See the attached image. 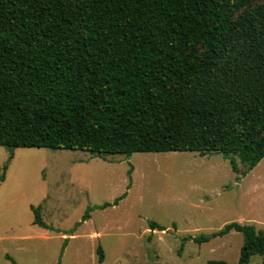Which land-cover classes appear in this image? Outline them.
Segmentation results:
<instances>
[{
	"label": "trees",
	"instance_id": "16d2710c",
	"mask_svg": "<svg viewBox=\"0 0 264 264\" xmlns=\"http://www.w3.org/2000/svg\"><path fill=\"white\" fill-rule=\"evenodd\" d=\"M0 147L219 154L251 171L264 158V0H0ZM231 231L237 264L264 262L251 225L190 240Z\"/></svg>",
	"mask_w": 264,
	"mask_h": 264
},
{
	"label": "rangeland",
	"instance_id": "374dc122",
	"mask_svg": "<svg viewBox=\"0 0 264 264\" xmlns=\"http://www.w3.org/2000/svg\"><path fill=\"white\" fill-rule=\"evenodd\" d=\"M10 152L0 147V264H237L240 233L190 239L229 223L264 233V158L249 172L236 159L234 172L219 154Z\"/></svg>",
	"mask_w": 264,
	"mask_h": 264
}]
</instances>
